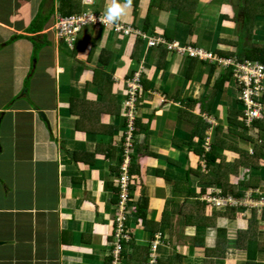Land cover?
Returning <instances> with one entry per match:
<instances>
[{
    "label": "crops",
    "instance_id": "crops-1",
    "mask_svg": "<svg viewBox=\"0 0 264 264\" xmlns=\"http://www.w3.org/2000/svg\"><path fill=\"white\" fill-rule=\"evenodd\" d=\"M76 2L80 11L100 15L107 4ZM246 2L133 0L118 23L179 47L235 58L244 56L252 42L264 43V9L248 7L256 15L249 37ZM42 3L52 5V15L40 32L29 33ZM248 3L254 6L257 0ZM57 5L58 0H0V264H112L114 219L119 214L114 180L126 124V84L133 72L139 73L141 83L132 113L147 128L132 137L129 166L137 173L131 174L121 214L127 239L120 241L114 264H126L131 243L149 250L146 264L150 258L156 264L175 254L182 264H264V206L257 203L264 202V154L260 169H244L242 177L255 176L258 184L245 189L241 198L222 196L190 173H211L218 166L215 162L206 167L194 149L207 151L219 125L223 139L248 151L252 146L248 141V148L242 147L245 143L229 131H237L231 119L239 111L227 91L235 90L232 82L219 92L213 87L225 68L162 45L148 48L136 35L118 34L108 26L82 27L67 47L51 29L59 15ZM190 18L192 23H186ZM19 35H42L36 43H46L34 48ZM185 98L196 101L191 112L210 128L203 140L178 145L172 139L187 142L192 130V124L176 114ZM260 135L264 139L262 133L258 139ZM143 143L152 156L136 153ZM188 170V185L175 190L174 182H183ZM213 199H221L222 205ZM198 201L205 203L203 209L195 207ZM144 202V220L137 219L133 208ZM252 210L256 222L247 229ZM240 231L246 234L237 239Z\"/></svg>",
    "mask_w": 264,
    "mask_h": 264
},
{
    "label": "trees",
    "instance_id": "trees-1",
    "mask_svg": "<svg viewBox=\"0 0 264 264\" xmlns=\"http://www.w3.org/2000/svg\"><path fill=\"white\" fill-rule=\"evenodd\" d=\"M253 1H256V0H253ZM245 6H244V9L246 10L245 11L246 12L245 25L248 29V36L250 37L251 36L250 27L253 22L252 20L255 18L256 15H254V13L248 12V7H250V9L252 8L253 10L256 7L257 8L261 7L264 9V0H257V4L254 6H250L247 0ZM56 11L61 16H68L70 14L78 13L80 10H79L78 2H76V0H58ZM52 12H53L52 5H50L47 8L42 3L36 17L34 18L30 26L28 27V32L34 33V34L40 32L44 24L48 21L50 15H52ZM134 12H135V7L133 6L132 14H134ZM254 12L257 13V11H254ZM186 23L191 24L192 23L191 18ZM146 24L147 23L144 20L142 29L146 27ZM41 36L42 35H39L37 37H25V36L19 35L17 37L29 39L33 43L34 48H38V47H41L42 44L46 43L45 40H43V43H40V44L36 43L38 38L40 39L42 38ZM243 57L249 60H256V61L264 62V43L252 42L251 47L244 53ZM190 70H191V67L189 65L186 71L187 77L189 76V73L191 72ZM212 71H213V68L209 70L207 81L210 80ZM230 78H231V70L224 69L223 72L218 76V78L215 79L213 87L215 88L217 92L221 91L224 84L230 81ZM182 101H183V108L177 110V113H176L177 117L180 119L186 120L190 124H192V130L190 133L189 141L186 142V141H182V140H178L174 138L172 139V141L173 143L174 141H177L178 145H181V144L189 145L191 144L192 140H195V139H198L200 141L203 140L206 136V131L210 128V125L206 121H204V119L201 116L195 115L191 112L196 104L195 100H193L192 98H185ZM80 103H84V101L81 100ZM241 115L242 114L240 113V111H238L237 118L231 119L232 123L239 126L240 128L245 126L242 120H238V118H240ZM132 125H133V135L136 133L137 130H139V128H142V129L147 128V124L141 125L138 123V120L135 118L133 119ZM248 128L254 129L258 135L259 133H262L264 137V121L255 120L253 124ZM222 130H223V127L220 125L215 127L214 140L212 144L210 145V148L207 151H205L204 148H202L201 146H198V148L194 149V153L196 155L198 156L202 155L204 157L206 167H208L210 164H213L215 162H218L217 163L218 166L214 168L211 173L198 172L196 170L194 171L192 170V172L190 173H194L197 177H199L203 185L213 186L219 189L220 195L222 196L230 195L235 198H241L244 196L245 189H247L248 187L252 188V187L257 186L258 179L255 176H248V177L243 176L242 178L238 179L239 168L242 167L248 170L260 169L261 166L259 164V161L262 158V155L264 154V144L262 145L258 144L257 139H253L252 137L246 135L245 133H242V132H239L233 129H229V131L232 134L238 135V137L244 140H248L251 143L253 151L249 153L247 149H243L239 147L238 145H236L235 143L227 141L226 139H223ZM215 148L219 149V151H214ZM108 149H112V148H108ZM136 153L141 154V156H152L153 155L147 150V146L144 143L139 145L136 148ZM227 154H231L233 158L231 160L230 159L228 160ZM127 171H128V176L130 179L129 181L133 182V177L131 174L137 173L136 167H134V165L131 164L130 166H128ZM189 171L191 170H188L186 179L183 182H177V181L174 182L175 190H178L179 187L182 185L183 186L188 185L187 183L189 181V174H190ZM231 177L236 178L235 181L231 182L230 181ZM117 191L118 189L115 186V200H117V197H116ZM128 196H129V193H128ZM144 204L145 202L142 203V205H139L138 203H136L133 208L135 217L137 219L144 220L143 219L144 215L141 211L142 208H144L145 206ZM195 204H196L195 207H197V205L199 206L201 205L199 209H203V207L205 206L204 202L198 201ZM195 207L194 209H196ZM260 213H261L260 219L264 221V209H262ZM256 217H257L256 210H252L251 217L248 220L247 229L251 228L252 226L251 223L256 222ZM188 218L189 217H186V223L192 224L191 223L192 221H190ZM146 223L147 221H144L143 223L145 227H146ZM219 231L223 233L224 230L218 229V232ZM244 234L246 233L243 231L238 232L237 239H239V236L241 237ZM131 245H132V252L128 256V258L125 260V263L126 264H134V263L146 264L147 258L149 256V252H148L149 250H147V248L144 246L135 245L134 243H131ZM156 264H182V258L179 255L175 254V255L169 256L164 261L157 260ZM248 264H255V263L250 262Z\"/></svg>",
    "mask_w": 264,
    "mask_h": 264
},
{
    "label": "built area",
    "instance_id": "built-area-1",
    "mask_svg": "<svg viewBox=\"0 0 264 264\" xmlns=\"http://www.w3.org/2000/svg\"><path fill=\"white\" fill-rule=\"evenodd\" d=\"M103 16L90 12V11H81L77 14H70L68 16H59L56 15L52 20V32L57 40H61L65 46L70 47L71 43L74 41L78 31L86 26H108L111 30L118 34L129 35L134 34L139 39L144 41L146 47H155L162 45L166 50H173L177 54L185 55L188 58L196 59L199 61H209L221 65L225 69L231 70V78L234 81L235 89L238 93V101L241 105V120L243 121L246 127H250L255 120L264 121V62L249 60L245 57L237 56L235 58H223L214 55L213 53L190 47L187 45L178 46L176 43L171 42L167 43L160 36H148L145 33L132 29L128 26H125L121 23H118V26H110L101 22ZM139 83V74L134 72L131 78L127 81L126 92H127V101L125 104H128L129 109L127 112V117L132 118L131 107L132 103L135 100V92L138 88ZM127 147L129 144H126L123 149L124 159L126 160ZM123 161L119 167V175L117 179V205L119 209V214L115 218V230L113 238L114 245L110 251V256L112 258L111 263L117 260L119 251H120V241L127 238L123 233L121 213L125 201L127 199V175H126V161ZM216 205L222 204V200L213 199ZM259 203V204H257ZM256 206H264V202H257ZM155 246L152 245V249ZM148 264H154L153 259H149Z\"/></svg>",
    "mask_w": 264,
    "mask_h": 264
},
{
    "label": "clouds",
    "instance_id": "clouds-1",
    "mask_svg": "<svg viewBox=\"0 0 264 264\" xmlns=\"http://www.w3.org/2000/svg\"><path fill=\"white\" fill-rule=\"evenodd\" d=\"M132 3H133V0H123V2H121V0H107V4H106V7H105V10H104V15H102L103 17L101 18V22L102 23H104V24H107V25H110V26H118V22L124 17V16H126L127 14H128V12H129V10L132 8ZM87 10V9H86ZM81 11H85V9L84 10H81ZM80 11V12H81ZM87 11H90V10H87ZM90 12H93V11H90ZM79 13V12H78ZM93 13H95V12H93ZM75 14H77V13H75ZM96 14H98V13H96ZM100 15V14H99ZM86 26H88V25H86ZM89 26H92V25H89ZM97 26H99V25H97ZM101 26V25H100ZM108 28H110V27H108ZM111 29V28H110ZM80 31V30H79ZM78 31V32H79ZM77 35V34H76ZM55 37V36H54ZM207 51V50H206ZM188 58V57H187ZM189 59H191V58H189ZM194 60H196V59H194ZM197 61H199V60H197ZM134 73V72H133ZM132 73V74H133ZM132 74H131V76H132ZM139 74V73H138ZM231 79V78H230ZM128 81V80H127ZM140 83H141V79L139 78V83H138V88L137 89H139L140 88ZM137 89H136V91H137ZM236 90V89H235ZM127 91V90H126ZM135 97H136V95H135ZM237 100H238V93H237ZM127 101V92H126V100L124 101V107L125 108H127V112H128V109H129V106H128V104H125V102ZM135 101H136V98H135V100H134V102L132 103V107H131V113L133 112V106H134V103H135ZM238 110L240 111V113H241V110H240V108H238ZM127 112H126V114H125V116H124V118L126 119V124H125V126H124V131H123V136H122V145H121V161H120V163L118 164V170H117V175H116V177H115V180H114V184H115V186H116V188H117V179H118V175H119V167H120V165L122 164V162L125 160L124 159V155H123V149H124V146L126 145V144H129V147H127V155H126V175H127V179H128V181H127V195H126V197H127V199H126V201H125V204L127 203V201H128V193H129V189H130V187H129V184H130V179H129V176H128V171H127V169H128V166H129V154H130V151H131V149L133 148V145H134V143L132 142V137H133V125H132V122H133V119L135 118L134 117V114L132 113V118L131 119H129L128 117H127ZM118 189V188H117ZM117 193H118V191L116 192V197H117ZM219 200H221V199H219ZM214 202V201H213ZM215 203V202H214ZM125 204H124V207L123 208H125ZM116 207L118 208V205H117V200H116ZM215 205H216V203H215ZM220 205H222V204H220ZM220 205H216V206H220ZM123 212V211H122ZM120 213V212H119ZM122 214V213H121ZM116 218V217H115ZM115 220V219H114ZM122 224H123V221H122ZM123 233H124V231H123ZM152 245H154V244H152ZM152 248V247H151ZM153 250V249H152ZM111 257V256H110ZM149 261V260H148Z\"/></svg>",
    "mask_w": 264,
    "mask_h": 264
},
{
    "label": "rangeland",
    "instance_id": "rangeland-1",
    "mask_svg": "<svg viewBox=\"0 0 264 264\" xmlns=\"http://www.w3.org/2000/svg\"><path fill=\"white\" fill-rule=\"evenodd\" d=\"M204 50H206V49H204ZM230 82H232L231 84H233V86H234V81H233V79L231 78L230 79ZM235 87V86H234ZM227 91H228V93L230 94V96H231V98H232V100H233V104H232V106H233V108H236V104L238 105V108H240L241 107V105L239 104V101L237 100V102H236V96H237V90L235 91V90H233L232 89V87H228L227 88ZM234 115H236L237 116V114H233V117L232 118H235L236 116H234ZM237 118V117H236ZM238 120H241V118H238ZM235 129H237V131H239V132H242V133H245L246 135H248V136H250V137H252L253 139H257V143L258 144H264V139L262 138L261 139V135L259 136V139H258V134L256 133V131L254 130V129H252V128H248V127H246V126H244V127H239V126H237L236 125V128ZM233 137L235 136V138L236 139H238V140H242V142H244L245 144H243L242 143V147H244V145H245V148H248V140H244V139H242V138H240V137H238V135H235V134H233L232 135ZM250 148H249V151L250 152H252L253 150H252V146H249ZM207 148V147H206ZM248 150V149H247ZM244 174V168H239V174H238V178L239 177H242V175ZM233 181H235V179H233ZM248 203V202H247ZM256 205V204H255ZM259 209H260V207H259ZM127 238H125V239H123V240H126ZM115 240V239H114ZM118 261H119V259H118ZM116 262V261H115ZM116 264V263H115Z\"/></svg>",
    "mask_w": 264,
    "mask_h": 264
},
{
    "label": "water",
    "instance_id": "water-1",
    "mask_svg": "<svg viewBox=\"0 0 264 264\" xmlns=\"http://www.w3.org/2000/svg\"><path fill=\"white\" fill-rule=\"evenodd\" d=\"M39 116H40L43 120H45L44 114H43L42 112H39Z\"/></svg>",
    "mask_w": 264,
    "mask_h": 264
}]
</instances>
